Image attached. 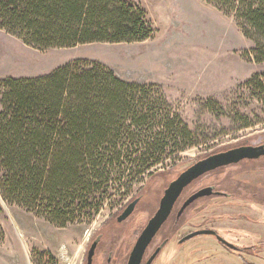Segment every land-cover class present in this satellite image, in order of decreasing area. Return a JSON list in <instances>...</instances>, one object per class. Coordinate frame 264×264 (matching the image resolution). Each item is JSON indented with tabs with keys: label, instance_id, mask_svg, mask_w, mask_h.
Listing matches in <instances>:
<instances>
[{
	"label": "rangeland",
	"instance_id": "1",
	"mask_svg": "<svg viewBox=\"0 0 264 264\" xmlns=\"http://www.w3.org/2000/svg\"><path fill=\"white\" fill-rule=\"evenodd\" d=\"M129 1L145 12L154 31L151 39L36 50L0 31V82L45 76L73 61L98 63L121 81L144 87L148 102L158 114L175 117L174 124L185 130L186 141L137 179L128 183L122 180L125 187L115 185L113 175L108 186L86 196V204L78 206L76 200L80 212L73 213L62 227L6 203L0 196V264H86L94 233L112 211L129 199L141 196L130 221L143 224L142 202L155 205L172 177L167 174L180 173L197 160L228 148L264 143V91L246 85L255 75L264 73V65L253 61L250 50L254 44L243 36L234 16L204 0ZM153 127L154 132L161 131L158 122ZM244 163L207 177H218L219 189L226 193L231 192L235 182L264 188V157ZM152 173L155 175L148 180ZM200 205L193 208L197 212L191 210L184 216L188 227L172 230V239L156 264H264V259L244 254L251 243L247 234L260 236L264 232V225L256 223L261 220L256 207L248 212L246 208L251 204L247 203L243 208L248 223L236 220L240 217L234 215L238 210L234 212L228 205L221 204L220 212L210 207L200 212ZM200 231L215 235L184 240ZM218 237L241 248L246 261L216 242Z\"/></svg>",
	"mask_w": 264,
	"mask_h": 264
},
{
	"label": "trees",
	"instance_id": "2",
	"mask_svg": "<svg viewBox=\"0 0 264 264\" xmlns=\"http://www.w3.org/2000/svg\"><path fill=\"white\" fill-rule=\"evenodd\" d=\"M204 1L234 16L254 44L253 61L264 65V0ZM0 31L36 50L143 43L154 34L129 0H0ZM246 85L264 91V73ZM174 120L157 113L144 87L98 63L73 61L45 76L2 80L0 196L62 227L113 175L123 188L122 180L137 179L182 146L185 130Z\"/></svg>",
	"mask_w": 264,
	"mask_h": 264
},
{
	"label": "flooded vegetation",
	"instance_id": "3",
	"mask_svg": "<svg viewBox=\"0 0 264 264\" xmlns=\"http://www.w3.org/2000/svg\"><path fill=\"white\" fill-rule=\"evenodd\" d=\"M259 146H264V143L256 146L244 143L240 146L228 148L227 150L219 151L197 160L180 173L174 172L167 174H172V177H170V180L164 185L162 193L157 198L155 205L150 201L142 202V208L145 210L142 213L145 216L143 224H141L139 220L132 223L130 221L136 211V208L142 201L141 196L138 195L139 197H137V195H135V198L129 199L124 206L119 207L118 210L116 209L112 211L101 223L100 230L94 233L90 248L95 242L96 244L91 264H156L158 259L161 257L162 250L166 248L172 239V230L189 226V222L184 218V216L191 210V213L195 211L197 212V210L193 209L197 203L201 204L198 206V210L200 212H203L205 208L209 207V210L220 212L222 207L221 204L228 205L234 212L238 210V213H235L234 215H240V217L237 219L235 217L236 220H242L243 222L246 221L248 223L251 222L248 221L250 219L247 218L248 215L243 211V208H246L247 203L251 204L249 209L246 208V211L248 210V212H252V208L256 207L257 213H260L261 217L259 223H256L257 225L259 224L260 226H263L264 218H262V215L264 213L262 214V210H264V188L245 183L236 185L235 182V185L232 186L231 192L226 193L219 189L220 183L216 182L218 177H207L214 172L239 165V163L242 162H258L263 157H256L254 159L242 160L238 162H229L223 166H217L213 169L212 167H209L203 171V174L199 177L195 179L187 177L185 181L179 182L185 174L192 171L202 161L212 156L242 147ZM169 170L171 169L166 171ZM148 180H146L144 185H146ZM211 180H213V182ZM170 188L171 190L169 191ZM196 196L198 197L195 198ZM134 200H137V203L132 214L126 219L119 221V217L123 211ZM225 200L227 204L226 202L222 203V201ZM196 214L197 213L194 215ZM216 218L219 219L220 217L216 216ZM148 227H150L149 234L145 239H143L142 236ZM190 235L191 234L186 236L184 240L189 238ZM214 235L215 233H212L207 236L210 237ZM247 236L251 240V243L245 248L244 254L250 258L263 260L264 258L262 257V253L264 250V232H262L260 236H256L255 233L250 235L247 234ZM181 242L182 240L180 243ZM216 242H219L220 245L227 247V249L231 250V252L239 259H244L246 261V258H244L245 256H242L240 252L241 248H237V246L229 244L220 237H218ZM90 248L88 249V252ZM88 252L86 255V264L88 261ZM98 260H100V263Z\"/></svg>",
	"mask_w": 264,
	"mask_h": 264
},
{
	"label": "water",
	"instance_id": "4",
	"mask_svg": "<svg viewBox=\"0 0 264 264\" xmlns=\"http://www.w3.org/2000/svg\"><path fill=\"white\" fill-rule=\"evenodd\" d=\"M256 157H264V146L242 147V148L230 150V151L224 152L222 154L212 156V157L202 161L195 169H193L192 171L185 174L179 182L185 181L187 177H190V179H195V178L199 177L200 175H202L203 171H205L209 167H212V169H213L217 166H223L229 162H238V161H242V160L254 159ZM171 188L169 189V191L171 190ZM197 197L198 196H196L195 198H197ZM189 202H191V201H189ZM136 203H137V200H134L132 203H130L126 207V209L123 211V213L119 217V221L126 219L128 216H130L132 214ZM149 231H150V227H148L145 230L144 235L142 236L143 239H145L148 236ZM209 234H212V232L200 231V232H195V233L191 234L189 236V238H193L195 236H200V235H209ZM95 244H96V242L92 245V247L90 248V250L88 252L87 264H91Z\"/></svg>",
	"mask_w": 264,
	"mask_h": 264
}]
</instances>
